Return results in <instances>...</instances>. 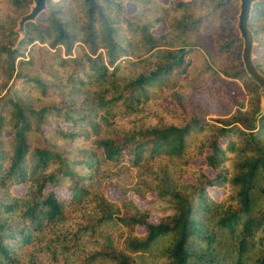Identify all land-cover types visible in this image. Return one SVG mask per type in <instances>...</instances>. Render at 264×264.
<instances>
[{
    "label": "trees",
    "instance_id": "16d2710c",
    "mask_svg": "<svg viewBox=\"0 0 264 264\" xmlns=\"http://www.w3.org/2000/svg\"><path fill=\"white\" fill-rule=\"evenodd\" d=\"M8 1L13 28L31 0ZM231 6L47 0L16 45L12 28L0 32V264H264V109ZM248 28L264 75V0ZM203 33L226 59L222 77L244 85L245 105L222 119L146 125L138 116L179 88L184 49ZM128 191L156 194L168 212L149 221Z\"/></svg>",
    "mask_w": 264,
    "mask_h": 264
},
{
    "label": "rangeland",
    "instance_id": "374dc122",
    "mask_svg": "<svg viewBox=\"0 0 264 264\" xmlns=\"http://www.w3.org/2000/svg\"><path fill=\"white\" fill-rule=\"evenodd\" d=\"M31 1L28 4L27 11ZM161 1L165 3L167 0ZM230 10V13L233 12L232 14L235 18V24L232 26L236 29L237 0H234V6H231ZM230 13L227 12L226 15ZM12 17V7L9 1L0 0V32L3 31L4 35L12 28ZM17 20L12 28L13 32L16 28ZM157 29L160 30L161 28L158 27ZM16 35L18 36V34ZM239 41L241 42L240 39ZM18 42L17 37L15 45ZM3 43L12 45L7 39ZM184 51L186 55L185 59L189 60L186 76L182 79L178 89L169 92L160 100H155L152 104V109L148 113L138 116L146 125L162 121L165 124L181 126L190 118L207 121L222 119L231 115L237 107L245 105L248 96L242 82L240 80L225 79L220 74V71L226 65V59L214 46L211 34L194 35L190 38L188 47ZM259 53L258 47L253 52V59L255 61ZM13 77L9 85L16 84V78L13 79ZM263 109L264 101L263 105H261L260 98V111L262 112ZM130 121L132 119L117 122V128L120 130L127 129L130 126ZM55 125H57V122H55ZM116 182L126 187H131L127 175L120 176ZM121 194L120 191L113 188H109L107 191L109 200L114 202H117L121 198ZM126 197L139 209H149L151 212L149 221L151 222L157 221L159 217L168 212L167 205L157 200L156 194L150 193L145 197H139L133 192L128 191Z\"/></svg>",
    "mask_w": 264,
    "mask_h": 264
},
{
    "label": "water",
    "instance_id": "95a60500",
    "mask_svg": "<svg viewBox=\"0 0 264 264\" xmlns=\"http://www.w3.org/2000/svg\"><path fill=\"white\" fill-rule=\"evenodd\" d=\"M238 13L236 15V29L238 38L242 42L241 48V62L243 69L247 76L258 86L259 95L261 98V105L264 101V75L256 69L253 62V48L254 40L250 29L248 28V21L252 6L256 0H237ZM47 9V0H32L28 11L23 14L16 23L14 32L18 34V41L25 35V24L35 22L36 19Z\"/></svg>",
    "mask_w": 264,
    "mask_h": 264
}]
</instances>
